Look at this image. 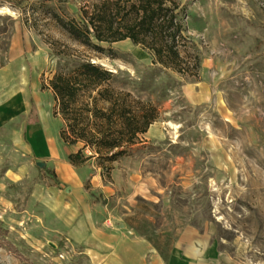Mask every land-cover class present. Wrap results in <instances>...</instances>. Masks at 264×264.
Instances as JSON below:
<instances>
[{
    "label": "rangeland",
    "instance_id": "374dc122",
    "mask_svg": "<svg viewBox=\"0 0 264 264\" xmlns=\"http://www.w3.org/2000/svg\"><path fill=\"white\" fill-rule=\"evenodd\" d=\"M97 1L0 0V264H128L100 229L144 239L160 264H264V0H174L188 74L130 39H73L57 19ZM64 54L157 108L128 153L70 163L49 87Z\"/></svg>",
    "mask_w": 264,
    "mask_h": 264
},
{
    "label": "trees",
    "instance_id": "16d2710c",
    "mask_svg": "<svg viewBox=\"0 0 264 264\" xmlns=\"http://www.w3.org/2000/svg\"><path fill=\"white\" fill-rule=\"evenodd\" d=\"M181 15L174 0H99L84 9L80 20H57L73 39L98 52L112 51L102 42L130 39L152 52V66L188 74L191 63L179 49L185 39ZM63 57L49 87L63 119L60 136L77 147L68 154L70 163L79 166L89 158L84 147L93 151L92 156L111 161L128 153L138 134L156 119L157 108L148 101H133L131 93L113 87L115 72L88 59ZM193 67H198L197 59Z\"/></svg>",
    "mask_w": 264,
    "mask_h": 264
},
{
    "label": "crops",
    "instance_id": "0c3cea01",
    "mask_svg": "<svg viewBox=\"0 0 264 264\" xmlns=\"http://www.w3.org/2000/svg\"><path fill=\"white\" fill-rule=\"evenodd\" d=\"M200 96V95H199ZM201 100V99H200ZM69 199L76 197L77 201L84 204L87 200V194L80 189L69 190ZM74 200V199H73ZM97 235L104 236L106 243L111 245V249L119 248L121 250V257L124 258L128 264H160L161 261L156 254H152V247L144 239H126V235L121 233L115 235L113 230L100 229ZM120 246V247H119ZM148 256V260H147ZM151 258V259H149Z\"/></svg>",
    "mask_w": 264,
    "mask_h": 264
},
{
    "label": "clouds",
    "instance_id": "9594fccd",
    "mask_svg": "<svg viewBox=\"0 0 264 264\" xmlns=\"http://www.w3.org/2000/svg\"><path fill=\"white\" fill-rule=\"evenodd\" d=\"M2 11H7V9H2V10H0V12H2Z\"/></svg>",
    "mask_w": 264,
    "mask_h": 264
}]
</instances>
